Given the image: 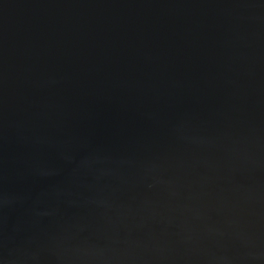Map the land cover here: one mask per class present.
I'll use <instances>...</instances> for the list:
<instances>
[{
	"label": "water",
	"instance_id": "95a60500",
	"mask_svg": "<svg viewBox=\"0 0 264 264\" xmlns=\"http://www.w3.org/2000/svg\"><path fill=\"white\" fill-rule=\"evenodd\" d=\"M0 264H264V0H0Z\"/></svg>",
	"mask_w": 264,
	"mask_h": 264
}]
</instances>
